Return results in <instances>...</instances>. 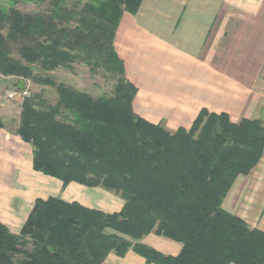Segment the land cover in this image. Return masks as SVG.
<instances>
[{"label":"trees","instance_id":"1","mask_svg":"<svg viewBox=\"0 0 264 264\" xmlns=\"http://www.w3.org/2000/svg\"><path fill=\"white\" fill-rule=\"evenodd\" d=\"M65 1L32 14L0 3V75L56 96L54 104L40 93L24 98L15 132L31 145L35 171L63 187L102 188L123 205L106 214L37 199L19 234L0 223V264H102L128 250L153 264H264V232L222 208L235 179L263 155V123L202 109L189 129L170 133L140 118L113 46L122 14H134L140 0H90L77 11ZM75 61L104 69L112 90L92 96L47 74ZM150 233L180 243V253L140 243Z\"/></svg>","mask_w":264,"mask_h":264},{"label":"crops","instance_id":"2","mask_svg":"<svg viewBox=\"0 0 264 264\" xmlns=\"http://www.w3.org/2000/svg\"><path fill=\"white\" fill-rule=\"evenodd\" d=\"M113 46L125 78L135 87L132 108L145 121L172 133L189 129L198 113H226L238 123L264 125V0H140L124 12ZM0 86V223L19 234L37 199L76 202L106 214L123 201L99 187H66L35 171L32 147L11 129L14 99L9 78ZM102 195V196H101ZM222 208L264 232V152L247 176H238ZM140 243L164 256H177L181 244L150 233ZM102 264H153L128 250L109 253Z\"/></svg>","mask_w":264,"mask_h":264},{"label":"rangeland","instance_id":"3","mask_svg":"<svg viewBox=\"0 0 264 264\" xmlns=\"http://www.w3.org/2000/svg\"><path fill=\"white\" fill-rule=\"evenodd\" d=\"M89 1L90 0H66L63 4V7L68 11H77L81 9L83 4ZM14 2L16 3L15 9L23 14L46 13L51 9L50 0H43L41 2H34L33 0H0V3L6 8L11 7ZM70 24L74 25V21H71ZM12 49L13 57L18 58L16 49L14 47ZM47 74L51 76L55 82L74 86L79 91L87 92L92 96H99L109 93L112 90L114 84V79L110 77V75H108L104 69H91L80 61H75L68 67L59 66L56 69L49 71ZM2 78L5 77L0 75V86L6 85L4 84ZM19 84L20 80L9 78L7 86L10 91L8 93L25 90L29 94V97L40 93L42 98L45 99L49 104H54L56 102L55 92L48 86L36 85L28 80L24 81L21 86ZM13 99V102L15 103L14 113L12 118L6 122V124L11 129L15 127V129H17L19 124L20 108L23 99L20 96H16ZM102 190L107 194H114L112 192L105 191L104 189Z\"/></svg>","mask_w":264,"mask_h":264},{"label":"built area","instance_id":"4","mask_svg":"<svg viewBox=\"0 0 264 264\" xmlns=\"http://www.w3.org/2000/svg\"><path fill=\"white\" fill-rule=\"evenodd\" d=\"M16 96H20L22 99H24V98H28L29 94L25 90L10 92V93L7 94V97L11 98V99L16 97Z\"/></svg>","mask_w":264,"mask_h":264},{"label":"water","instance_id":"5","mask_svg":"<svg viewBox=\"0 0 264 264\" xmlns=\"http://www.w3.org/2000/svg\"><path fill=\"white\" fill-rule=\"evenodd\" d=\"M20 86L22 85V83L19 84Z\"/></svg>","mask_w":264,"mask_h":264}]
</instances>
